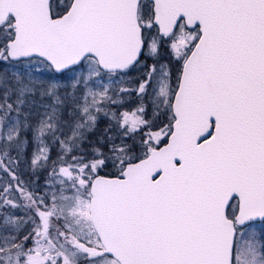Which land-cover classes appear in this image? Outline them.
<instances>
[{"label":"snow or ice","instance_id":"6c2138e0","mask_svg":"<svg viewBox=\"0 0 264 264\" xmlns=\"http://www.w3.org/2000/svg\"><path fill=\"white\" fill-rule=\"evenodd\" d=\"M0 264H264V0H0Z\"/></svg>","mask_w":264,"mask_h":264},{"label":"rangeland","instance_id":"374dc122","mask_svg":"<svg viewBox=\"0 0 264 264\" xmlns=\"http://www.w3.org/2000/svg\"><path fill=\"white\" fill-rule=\"evenodd\" d=\"M133 76H135V73L133 74ZM130 99H134V97L133 98H130ZM105 126H106L105 123H101L100 124V129L102 130ZM51 148H52L51 155H52L53 159H55L56 153L59 151V148L55 144H52L51 145Z\"/></svg>","mask_w":264,"mask_h":264},{"label":"flooded vegetation","instance_id":"af4514ba","mask_svg":"<svg viewBox=\"0 0 264 264\" xmlns=\"http://www.w3.org/2000/svg\"><path fill=\"white\" fill-rule=\"evenodd\" d=\"M42 175H46V173L42 174ZM42 182V181H41Z\"/></svg>","mask_w":264,"mask_h":264}]
</instances>
